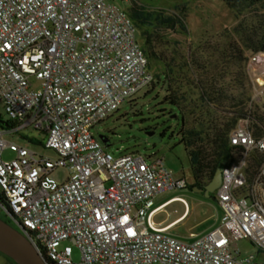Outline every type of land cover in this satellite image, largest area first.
Returning a JSON list of instances; mask_svg holds the SVG:
<instances>
[{"label": "built area", "instance_id": "1", "mask_svg": "<svg viewBox=\"0 0 264 264\" xmlns=\"http://www.w3.org/2000/svg\"><path fill=\"white\" fill-rule=\"evenodd\" d=\"M152 82L138 30L115 0H0V104L17 129L43 133V149L56 155L0 132L6 220L47 264H264L237 246L246 240L264 252V163L253 181L247 175L264 136L255 137L249 118L229 135L240 150L215 192L220 224L192 243L157 227L149 213L157 196L186 182L162 158L114 156L94 138L95 126ZM6 150L15 158L5 160ZM58 169L68 170L64 182L52 177Z\"/></svg>", "mask_w": 264, "mask_h": 264}, {"label": "rangeland", "instance_id": "2", "mask_svg": "<svg viewBox=\"0 0 264 264\" xmlns=\"http://www.w3.org/2000/svg\"><path fill=\"white\" fill-rule=\"evenodd\" d=\"M137 1L148 9L164 10L173 14L176 7H182L181 12L188 28L186 33L180 30L164 31L165 41L157 47L161 58L169 62L175 61V65L187 64L190 59L198 63L202 75L208 79L217 80L219 84L232 85V95L237 98L240 94L241 81L248 89L247 80L243 76L246 69L250 80V89L245 90L251 97L248 104L252 115L264 114V89H258L257 78L264 77V56L261 64L252 65L250 60L253 55H248L244 64L242 60L230 61L225 58V51L230 43L240 45V38L233 34L234 28L240 21H250V16L245 13L237 14L230 10L221 0H116V2L127 10L132 2ZM140 44L143 39L138 32ZM264 54V53H262ZM251 64V65H250ZM198 67V66H195ZM162 68L159 71L162 72ZM154 84L156 82L155 70L150 68ZM191 80L185 77L173 82L172 88L177 89L181 83L180 93L193 102L198 93L192 89ZM152 85V86H153ZM140 91L137 95L126 101L118 111L108 119L92 129L95 139L100 141L106 151L114 156L138 152L151 158H162L167 169L172 171L177 180H184L186 188L183 190L166 193L156 197L154 207L166 200L178 196L186 201L172 202L165 210L157 214L156 220L167 219L173 221L179 217L183 218L181 225L174 228L170 233L184 242H189V237L197 233L202 234L210 228L215 227L222 218V210L215 200V193L210 198L191 190L194 183L190 158L183 144L180 143L178 132L179 122L170 113L178 115V109L167 103H163L166 95L167 85H155ZM189 108V107H188ZM9 122L4 107L0 104V124ZM0 128V132H1ZM4 139L10 143H16L27 147L31 151L46 157L55 158L51 150L43 149L38 145L30 143L26 138H34L44 142V134L31 128H19L11 132H3ZM103 136L108 143L105 145L100 137ZM238 155V152L236 153ZM236 155V156H237ZM3 158L12 160L14 153L6 150ZM252 157L247 162V169L251 170ZM247 175H249L247 170ZM68 176L67 169H58L53 172L52 177L58 182H64ZM264 190V184L261 187ZM0 194L2 191L0 189ZM0 208V218L8 223ZM237 246L244 255H254L258 261L264 262V252H258L249 241H240ZM81 253L73 248L72 259L74 263L80 261ZM0 264H16L13 260L0 253Z\"/></svg>", "mask_w": 264, "mask_h": 264}, {"label": "trees", "instance_id": "3", "mask_svg": "<svg viewBox=\"0 0 264 264\" xmlns=\"http://www.w3.org/2000/svg\"><path fill=\"white\" fill-rule=\"evenodd\" d=\"M221 1L230 10L237 14L245 13L251 19L240 21L234 28L233 34L240 38V45L230 43L225 51V58L234 62L242 60L245 64L249 54L264 53V0ZM182 10L183 8L178 6L173 14H168L164 10L148 9L135 1L126 12L143 39L141 48L148 60L149 70L151 68L156 71L155 85L158 83L167 85L163 103L178 109V115L170 114L179 122L178 135L190 158L193 178L201 185H207L218 169L235 161L236 153H239L240 149L231 146L229 135L239 121L249 118L255 137L260 138L264 136V114L254 116L249 110L251 97L245 90H249L251 84L246 69L243 70V76L247 80L248 89L241 83L243 80L237 79L240 94L234 98L231 96L232 85L219 84L217 80L206 78L202 75L203 68L201 69L196 61L190 59L185 65H175V61L171 63L161 58L157 47L165 41L164 31L177 29L183 33L188 31L181 14ZM160 68L163 69L162 72L159 71ZM185 77L192 81L190 85L198 93L193 102H188L186 96L180 93L181 83L177 89L172 88L173 82L176 83L178 79L181 82ZM153 84L154 79L149 88ZM155 85L148 92H151ZM18 127L19 124L11 120L4 125L0 124L1 132H11ZM26 139L34 145L44 147L43 141ZM251 157L253 164L251 170L247 169L250 182L264 163V153L256 151ZM0 204L8 207V202L2 194Z\"/></svg>", "mask_w": 264, "mask_h": 264}, {"label": "water", "instance_id": "4", "mask_svg": "<svg viewBox=\"0 0 264 264\" xmlns=\"http://www.w3.org/2000/svg\"><path fill=\"white\" fill-rule=\"evenodd\" d=\"M100 139L105 145L108 143L103 136ZM221 177L222 168L218 169L212 181L199 191L203 192L206 198H210V195L219 188ZM0 253L16 264H47L39 256L31 242L2 218H0Z\"/></svg>", "mask_w": 264, "mask_h": 264}, {"label": "crops", "instance_id": "5", "mask_svg": "<svg viewBox=\"0 0 264 264\" xmlns=\"http://www.w3.org/2000/svg\"><path fill=\"white\" fill-rule=\"evenodd\" d=\"M263 100H264V98H263ZM196 192H198V193H200V191H196ZM169 193H172V192H169ZM166 194V193H165ZM164 195V194H163ZM160 196V195H159ZM158 197V196H157ZM210 197H211V195H210ZM216 200V199H215ZM176 201H178V202H183L184 204H186V201L183 199V198H181V197H178V196H175V197H172V198H170V199H168V200H166L165 202H163L162 204H160V205H158V206H156V207H154V202H153V205L150 207V209H149V213H151L152 214V220L154 221V223L156 224V226L157 227H159V228H164V229H166V231H167V233L168 234H170L171 236H173L170 232L174 229V228H176L177 226H179V225H181V223H179L180 222V220L183 218V216L182 217H179V218H177V219H174L173 221H168L167 219H163V220H156V216H157V214L158 213H160L161 211H163V210H165L166 209V207L170 204V203H172V202H176ZM217 202V201H216ZM221 208V207H220ZM222 210V209H221ZM222 215H223V211H222ZM221 220V219H220ZM220 220H219V222H218V224L215 226V227H213V228H210L209 230H207V231H205L204 233H202V234H199V233H197V234H195V235H191L190 237H189V242L188 243H192L195 239H197L198 237H200V236H202V235H205L206 233H208V232H210L211 230H213V229H215L216 227H218V225L220 224ZM173 237H175V236H173ZM175 238H177V237H175ZM177 239H179V238H177ZM180 240V239H179ZM239 248V247H238ZM259 253V251L257 252V254Z\"/></svg>", "mask_w": 264, "mask_h": 264}, {"label": "flooded vegetation", "instance_id": "6", "mask_svg": "<svg viewBox=\"0 0 264 264\" xmlns=\"http://www.w3.org/2000/svg\"><path fill=\"white\" fill-rule=\"evenodd\" d=\"M206 185H201L199 182H196L194 180L193 185L190 187L192 191H199L201 189H203ZM200 194L204 195L203 192H200ZM4 216V215H3ZM5 217V216H4Z\"/></svg>", "mask_w": 264, "mask_h": 264}, {"label": "bare ground", "instance_id": "7", "mask_svg": "<svg viewBox=\"0 0 264 264\" xmlns=\"http://www.w3.org/2000/svg\"><path fill=\"white\" fill-rule=\"evenodd\" d=\"M257 88L260 90V89H264V78H260L258 81H257ZM181 221V220H180Z\"/></svg>", "mask_w": 264, "mask_h": 264}, {"label": "snow or ice", "instance_id": "8", "mask_svg": "<svg viewBox=\"0 0 264 264\" xmlns=\"http://www.w3.org/2000/svg\"><path fill=\"white\" fill-rule=\"evenodd\" d=\"M129 231H131V229H129Z\"/></svg>", "mask_w": 264, "mask_h": 264}]
</instances>
